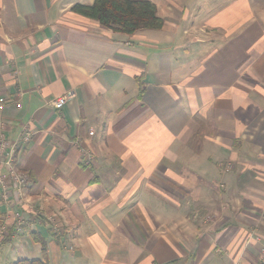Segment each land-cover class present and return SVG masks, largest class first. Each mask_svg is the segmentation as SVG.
Masks as SVG:
<instances>
[{"label":"crops","instance_id":"1","mask_svg":"<svg viewBox=\"0 0 264 264\" xmlns=\"http://www.w3.org/2000/svg\"><path fill=\"white\" fill-rule=\"evenodd\" d=\"M93 1L0 0V264L33 235L48 264H264V0H150L131 35Z\"/></svg>","mask_w":264,"mask_h":264},{"label":"trees","instance_id":"2","mask_svg":"<svg viewBox=\"0 0 264 264\" xmlns=\"http://www.w3.org/2000/svg\"><path fill=\"white\" fill-rule=\"evenodd\" d=\"M150 0H94L91 5L74 4L71 11L98 22L103 29L113 33L131 35L139 30H159L164 21L157 16ZM33 241L41 247L40 260H21L15 264H48L44 241L33 235Z\"/></svg>","mask_w":264,"mask_h":264},{"label":"built area","instance_id":"3","mask_svg":"<svg viewBox=\"0 0 264 264\" xmlns=\"http://www.w3.org/2000/svg\"><path fill=\"white\" fill-rule=\"evenodd\" d=\"M66 99L64 97H59L53 102L52 106L56 110L62 109V107L65 105ZM5 100L0 97V110L2 109ZM3 130V126L0 125V157L5 159V163L7 165V171L9 174V177L12 178V189H13V197L16 199L17 203H20V198L23 194V184H24V179H22L14 170V167L12 166V159H13V154H14V148L15 146L9 142L5 136V133ZM89 135L92 136L93 132H89ZM0 183H2V180H0ZM6 195L2 196L5 197ZM17 224L21 226L23 223V219L18 217L17 215ZM7 232V225L3 224L0 225V239L3 238V235H5Z\"/></svg>","mask_w":264,"mask_h":264},{"label":"rangeland","instance_id":"4","mask_svg":"<svg viewBox=\"0 0 264 264\" xmlns=\"http://www.w3.org/2000/svg\"><path fill=\"white\" fill-rule=\"evenodd\" d=\"M23 252V251H22ZM3 253H5V250H0V262H2V260H3V257L4 256H2L3 255ZM20 258L22 257V256H20V255H18ZM27 256H31V255H27Z\"/></svg>","mask_w":264,"mask_h":264}]
</instances>
